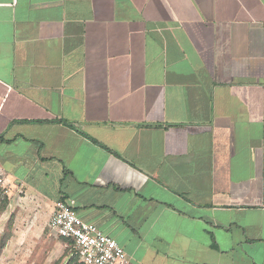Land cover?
<instances>
[{
    "label": "crops",
    "instance_id": "0c3cea01",
    "mask_svg": "<svg viewBox=\"0 0 264 264\" xmlns=\"http://www.w3.org/2000/svg\"><path fill=\"white\" fill-rule=\"evenodd\" d=\"M0 177L9 245L65 199L130 264H264V0H0Z\"/></svg>",
    "mask_w": 264,
    "mask_h": 264
},
{
    "label": "built area",
    "instance_id": "2783aa9c",
    "mask_svg": "<svg viewBox=\"0 0 264 264\" xmlns=\"http://www.w3.org/2000/svg\"><path fill=\"white\" fill-rule=\"evenodd\" d=\"M0 182H4L1 177ZM49 229L82 264H130L125 248L96 224L84 220L70 200L55 201Z\"/></svg>",
    "mask_w": 264,
    "mask_h": 264
},
{
    "label": "rangeland",
    "instance_id": "374dc122",
    "mask_svg": "<svg viewBox=\"0 0 264 264\" xmlns=\"http://www.w3.org/2000/svg\"><path fill=\"white\" fill-rule=\"evenodd\" d=\"M9 188L10 185L0 182V246L5 240L9 245L12 237V217L4 215V212L12 209L14 201L24 195L19 190L9 191ZM17 236L8 249L5 246L1 249L0 264H67L71 261L70 250L51 234L48 224L44 226V234H30L26 239Z\"/></svg>",
    "mask_w": 264,
    "mask_h": 264
},
{
    "label": "trees",
    "instance_id": "16d2710c",
    "mask_svg": "<svg viewBox=\"0 0 264 264\" xmlns=\"http://www.w3.org/2000/svg\"><path fill=\"white\" fill-rule=\"evenodd\" d=\"M5 245H6V240H5V242L2 243V246H0V251ZM74 261H75V264H82L78 261L76 256H71V261H69L67 264H72V262H74Z\"/></svg>",
    "mask_w": 264,
    "mask_h": 264
}]
</instances>
